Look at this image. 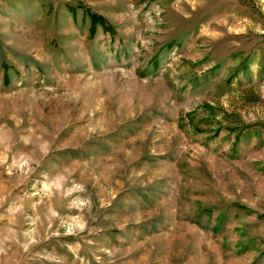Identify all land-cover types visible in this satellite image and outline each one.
<instances>
[{
	"label": "rangeland",
	"instance_id": "374dc122",
	"mask_svg": "<svg viewBox=\"0 0 264 264\" xmlns=\"http://www.w3.org/2000/svg\"><path fill=\"white\" fill-rule=\"evenodd\" d=\"M0 264H264V0H0Z\"/></svg>",
	"mask_w": 264,
	"mask_h": 264
}]
</instances>
